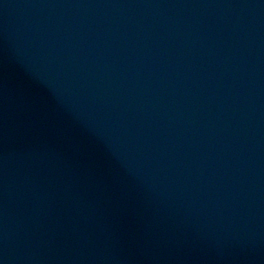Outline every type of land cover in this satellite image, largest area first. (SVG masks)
<instances>
[{
	"label": "water",
	"instance_id": "obj_1",
	"mask_svg": "<svg viewBox=\"0 0 264 264\" xmlns=\"http://www.w3.org/2000/svg\"><path fill=\"white\" fill-rule=\"evenodd\" d=\"M0 264H264V0H0Z\"/></svg>",
	"mask_w": 264,
	"mask_h": 264
}]
</instances>
